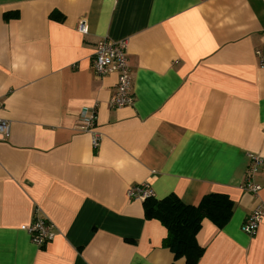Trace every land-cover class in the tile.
I'll list each match as a JSON object with an SVG mask.
<instances>
[{
	"label": "crops",
	"instance_id": "0c3cea01",
	"mask_svg": "<svg viewBox=\"0 0 264 264\" xmlns=\"http://www.w3.org/2000/svg\"><path fill=\"white\" fill-rule=\"evenodd\" d=\"M102 37L127 40L130 105L111 107L116 74L93 70ZM256 49L264 0H0V114L9 126L0 139V264H172L166 228L126 194L144 182L157 199L233 200L222 228L203 220L197 264H264V218L255 234L241 229L264 202ZM83 109L95 111L96 149L79 129ZM252 154L261 157L257 193L242 186ZM35 213L55 233L42 246L21 228Z\"/></svg>",
	"mask_w": 264,
	"mask_h": 264
},
{
	"label": "built area",
	"instance_id": "2783aa9c",
	"mask_svg": "<svg viewBox=\"0 0 264 264\" xmlns=\"http://www.w3.org/2000/svg\"><path fill=\"white\" fill-rule=\"evenodd\" d=\"M77 29L81 33L87 32V23L84 19L80 20ZM255 54L261 65H264V49H256ZM92 67L97 76L107 74H116L115 92L109 99V105L113 108L130 105L134 101L131 92V72L127 57V40L122 39L115 41L109 37H102L97 40L92 55ZM79 117L81 125L79 129L88 132L91 135V142L96 149L101 140V134L96 130V117L94 110L83 109ZM9 135V126L7 121L0 114V139ZM261 157L256 154L249 155V163L247 166L243 188L252 193H257L261 186L254 182L253 176L259 165ZM130 199H142L153 196V191L149 184L139 183L130 186L126 191ZM262 218H264V202L258 204L248 215L241 229L247 234H255ZM31 236L32 241L42 246L53 240L55 233L52 222L38 213L33 215L30 224L22 225Z\"/></svg>",
	"mask_w": 264,
	"mask_h": 264
},
{
	"label": "trees",
	"instance_id": "16d2710c",
	"mask_svg": "<svg viewBox=\"0 0 264 264\" xmlns=\"http://www.w3.org/2000/svg\"><path fill=\"white\" fill-rule=\"evenodd\" d=\"M57 15H60L57 11L52 12V16L58 18ZM142 204L145 218L156 219L166 228L163 244L173 252L172 264L179 258L185 264H197L204 253V247L197 241L203 220L208 219L222 228L234 206L227 194L218 192L205 194L196 205L183 202L174 193L161 199L146 197Z\"/></svg>",
	"mask_w": 264,
	"mask_h": 264
}]
</instances>
